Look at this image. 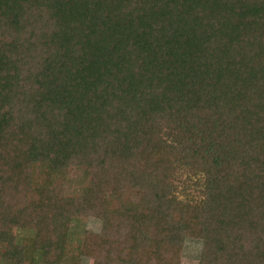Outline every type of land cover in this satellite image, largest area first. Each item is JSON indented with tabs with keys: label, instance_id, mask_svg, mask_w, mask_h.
Here are the masks:
<instances>
[{
	"label": "trees",
	"instance_id": "16d2710c",
	"mask_svg": "<svg viewBox=\"0 0 264 264\" xmlns=\"http://www.w3.org/2000/svg\"><path fill=\"white\" fill-rule=\"evenodd\" d=\"M188 240L264 264V0H0V260Z\"/></svg>",
	"mask_w": 264,
	"mask_h": 264
},
{
	"label": "rangeland",
	"instance_id": "374dc122",
	"mask_svg": "<svg viewBox=\"0 0 264 264\" xmlns=\"http://www.w3.org/2000/svg\"><path fill=\"white\" fill-rule=\"evenodd\" d=\"M81 228L94 231V232H100L102 228V222L99 219L96 218H84L81 220ZM10 234L13 236H26L27 230L26 229H18L13 228L10 229ZM200 243L197 241H187L185 242L183 253L181 256V263L182 264H198V250L200 247ZM0 264H6L5 261L0 260ZM72 264H93L92 259L82 257L77 263Z\"/></svg>",
	"mask_w": 264,
	"mask_h": 264
}]
</instances>
